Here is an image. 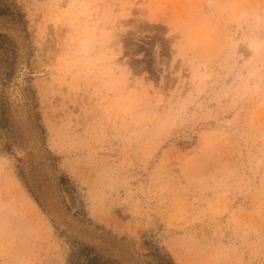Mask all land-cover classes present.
I'll list each match as a JSON object with an SVG mask.
<instances>
[{
    "label": "rangeland",
    "instance_id": "rangeland-1",
    "mask_svg": "<svg viewBox=\"0 0 264 264\" xmlns=\"http://www.w3.org/2000/svg\"><path fill=\"white\" fill-rule=\"evenodd\" d=\"M7 4L0 264H264V0Z\"/></svg>",
    "mask_w": 264,
    "mask_h": 264
},
{
    "label": "trees",
    "instance_id": "trees-1",
    "mask_svg": "<svg viewBox=\"0 0 264 264\" xmlns=\"http://www.w3.org/2000/svg\"><path fill=\"white\" fill-rule=\"evenodd\" d=\"M19 13L16 11L14 4H7V0H0V18L11 16L14 19L17 18L16 15ZM19 17H21L19 15ZM6 36L0 34V38H5ZM1 105V104H0ZM3 127V126H2ZM71 264H114L110 261L105 260L103 257L98 255L96 251L88 246H80L79 249L73 251Z\"/></svg>",
    "mask_w": 264,
    "mask_h": 264
},
{
    "label": "bare ground",
    "instance_id": "bare-ground-1",
    "mask_svg": "<svg viewBox=\"0 0 264 264\" xmlns=\"http://www.w3.org/2000/svg\"><path fill=\"white\" fill-rule=\"evenodd\" d=\"M82 43H83V44H85V42H84V41H82ZM250 47H251V46H250Z\"/></svg>",
    "mask_w": 264,
    "mask_h": 264
}]
</instances>
